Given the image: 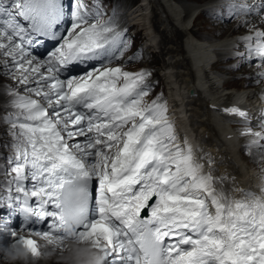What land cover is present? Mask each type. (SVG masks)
Segmentation results:
<instances>
[{
	"label": "snow or ice",
	"instance_id": "snow-or-ice-1",
	"mask_svg": "<svg viewBox=\"0 0 264 264\" xmlns=\"http://www.w3.org/2000/svg\"><path fill=\"white\" fill-rule=\"evenodd\" d=\"M219 7L208 15L222 23L239 18L236 31L249 30L239 38V58L258 61L248 79L259 83L264 28L250 18H264V0H222ZM104 15L99 0L91 7L0 0V67L17 82L3 117L11 139L0 165V209L7 211L0 230L33 259L41 256L39 237L59 252L67 240H91L104 264H264V187L258 195L233 183L240 198L216 187L228 177L204 173L191 146L178 142L166 101L145 102L151 73L109 66L128 42L114 15ZM45 42L53 49L40 59L33 49ZM83 60L98 64L60 78ZM258 95L264 99V91ZM225 111L248 118L239 107ZM260 127L241 135L250 137L249 150L264 154V111ZM16 215L24 221L19 229L11 227ZM34 220L48 221V230L29 227Z\"/></svg>",
	"mask_w": 264,
	"mask_h": 264
},
{
	"label": "bare ground",
	"instance_id": "bare-ground-1",
	"mask_svg": "<svg viewBox=\"0 0 264 264\" xmlns=\"http://www.w3.org/2000/svg\"><path fill=\"white\" fill-rule=\"evenodd\" d=\"M175 1L142 0V5H139L140 3L137 6L134 5L130 10L131 16H133L135 21L144 18L146 13H148L149 18L148 16L145 18V23H138L139 21L134 23L136 25L142 24L144 30L146 29L145 31L148 28V37L151 45L156 44V48L159 46L157 43V37L159 36L153 20L160 23L163 19H158V17L170 12L172 14L171 17L174 19L185 21L192 11L200 7H203V9L196 19H201L203 25L208 28L211 40H223L218 43H211L207 37L200 35L203 38V40H200L201 38L198 37L199 39H197L193 33L192 40L185 41V44L179 42L181 45L177 42V47H172L170 56L175 62L176 69L174 66L168 67L167 64L162 69L168 75L166 79H171L168 82L169 95L166 98L168 100L167 107H170L168 119L174 125L178 142L183 145L184 141H186L191 146L196 160L198 159V152L199 157L206 161L208 157L214 159L215 163L205 165L208 168L211 166V169H215L212 174H215L217 178L228 177L224 182V189L230 196L235 198L236 195L237 198L242 196L241 192L232 191L233 183L239 188L246 191L252 190L259 195L261 194L260 189L264 187V179L260 182L262 177H264V154L258 153L255 148L249 150L247 144L250 137L241 135L249 127L253 131L256 128L253 127L254 124L252 122L245 120V118L225 111V109L234 106L247 111V113L253 109L248 103L243 102V93L236 96L234 94V98H232L231 94L226 90L227 88L250 86L251 90L248 94L252 93L256 100L261 98L258 94L264 91V87L261 88V83H264V80L256 83L254 80L248 79V77L253 76L260 70L257 66L258 61L253 60L251 64H248L239 58V54L244 52V46L239 42V38L249 34V30L241 28L236 31V27L240 23L239 18L230 23L218 22L211 18L208 13L213 9L220 10V5L210 6V4L218 0H195L194 2L183 0L185 3H180L178 0V3ZM188 3L190 4L186 5ZM162 17L168 18L169 14ZM220 34L222 35L219 37ZM177 40L179 41L180 39ZM48 47L45 43L39 45L37 47L38 55H46L49 52ZM216 58L218 60L214 61ZM94 63L97 62L93 60L82 68L72 67L69 69H84ZM212 63L214 64L213 66ZM236 65H240L238 70L235 68ZM222 66H224V69H219ZM140 71L151 73L152 76L156 77L155 80L160 78L157 77L155 69H140L137 72ZM13 87H17V82L11 76L5 75L2 67H0V103H3V105H0V165L4 163L2 157L5 153L7 154L3 145L10 141V139L4 137L8 130L7 125L3 122V117L12 111L9 104L7 105L11 96L8 95L6 97L5 95L9 88ZM248 99H251V97ZM260 104L264 107V102ZM262 107L261 109L263 110ZM199 159L197 161L204 164V161L201 159L203 161L201 162ZM243 159L250 164V167L256 165L259 171L253 175L249 168L241 164L240 161ZM210 168L207 169L204 166L203 172H209ZM261 184L263 185L261 186ZM2 210L0 209V213ZM22 224L23 222L17 221L11 227L19 229ZM7 237H10V240L6 246L12 243L13 240L7 232L5 234V231L0 230V246L5 244L4 239ZM33 238L37 239L41 244L44 243L39 237ZM37 264H56V262L54 260L41 259L37 261Z\"/></svg>",
	"mask_w": 264,
	"mask_h": 264
},
{
	"label": "rangeland",
	"instance_id": "rangeland-1",
	"mask_svg": "<svg viewBox=\"0 0 264 264\" xmlns=\"http://www.w3.org/2000/svg\"><path fill=\"white\" fill-rule=\"evenodd\" d=\"M178 1L180 3H185V2H183V0H178ZM178 1L176 0L175 2L178 3ZM185 1L194 2L195 0H185ZM196 1H198V0H196ZM83 2L86 6L91 7L92 5L97 3V0H83ZM99 3L101 4L102 10L105 13V15L102 17V19L108 20L109 18H113V15H114L115 23L117 26V31H121L124 34V37L126 38V40L128 42V48L125 51L123 58L113 61L114 65L112 63L109 66H112V67L120 66L124 70L129 71V72H137L140 69H155V71H157V77L158 78L160 77V78H159V80H155L156 77H154L152 75L147 77L146 82L148 84H151L152 88H151L149 95L145 98V102L150 103L152 100H155L158 96H160L162 101H166V103L168 104V100H166V98L169 95L168 82H170L171 79L170 78L169 79L167 78L168 80L166 79V77L168 75H166V72L162 69L166 66V64L168 67L174 66V68L176 69L175 62H174L173 58H171L170 55H168V56L164 55L163 56L162 52L161 53L156 52V51H154L153 48L147 46L145 41L147 40L146 36H148V28H147V31H145L146 29L144 30V27L142 24L136 25L134 23L136 21L137 22L139 21L138 23H145V21H146L145 18H147V16L149 18V15H147L148 13H146V16L144 18L138 19L136 21L133 20V16H131L130 10L134 7V5L137 6L139 3H140L139 5H142L141 4L142 0H99ZM189 4L190 3H188L186 5H189ZM161 12H162V10H161ZM186 12H188V11H186ZM163 13H165V12H163ZM168 14H169V17H171L172 14L170 12L165 13L162 16H165V15L168 16ZM162 16L158 17V19H164L165 18ZM117 17H118V19H117ZM196 20H195L194 28L191 29V37L188 36V37H186L187 39L185 38L184 40H182V34L183 33L180 32L177 34L176 39H180L179 41L177 40L179 45H181L180 43L185 44V41L188 42L189 40H192V34L193 33L197 39L201 38L200 35H203V36L207 37L208 41H211V37H209L211 35L208 31V28H206L203 25L201 19L197 20V21ZM146 27H148V25H146ZM221 35L222 34H220L219 37ZM200 40H203V38H201ZM176 43L173 42V45L171 43L170 47L171 48L177 47ZM162 44H164V43L162 42L161 45ZM37 47L38 46H36L33 49V54L36 55L40 59H45L47 54L44 56L38 55L39 52L37 50ZM137 54H139L138 58L132 59L133 57H136ZM211 62H213V61H211ZM95 64H98V63H94L88 67H85L84 69H67L66 71L61 72V76L66 79V78H69L71 76H76V75L82 74V73H84L86 68H90L91 66H93ZM213 65L214 64L212 63V66ZM219 69H224V66L220 67ZM8 95L9 94L7 91V94L5 96L8 97ZM0 105H3V103H0ZM7 105H8V103H7ZM167 108L169 111L170 107H167ZM185 116H186V114H185ZM178 122H179V120H178ZM175 123H177V122H175ZM8 128H9V126L7 125V130H8ZM4 135H5L4 137H6L7 139H11L8 132H6ZM4 150L7 152V154L5 153L4 156H7L9 154V150L7 148H5ZM198 154H199V152H198ZM198 154H197V158L198 159L200 158L199 160L201 162L204 161V166L207 169H209L211 166H209V168H208L206 166V165H208L207 161L205 159H202L201 157H199ZM240 162H241V164H243L244 166L249 168L251 170V172H253L252 173L253 175L259 171V168H257L256 165L250 167V164L244 159ZM239 165H240V163H239ZM214 176L217 178V176L215 174H214ZM224 186L225 185L223 183L222 185L218 184L217 187H219V188L223 187L224 188ZM236 198H237V195H236ZM5 234H6V231H5ZM7 234L9 235V233H7ZM9 240H10V237H7L6 239H4L5 244L3 246H6V244L9 242Z\"/></svg>",
	"mask_w": 264,
	"mask_h": 264
},
{
	"label": "clouds",
	"instance_id": "clouds-1",
	"mask_svg": "<svg viewBox=\"0 0 264 264\" xmlns=\"http://www.w3.org/2000/svg\"><path fill=\"white\" fill-rule=\"evenodd\" d=\"M0 256V264H37L41 259L54 260L56 264H104L102 248L91 240H67L63 252L44 242L38 259H33L28 249L12 242L8 246H0Z\"/></svg>",
	"mask_w": 264,
	"mask_h": 264
}]
</instances>
